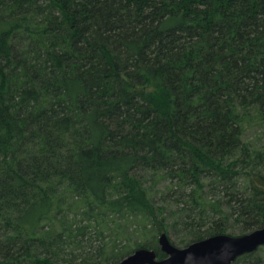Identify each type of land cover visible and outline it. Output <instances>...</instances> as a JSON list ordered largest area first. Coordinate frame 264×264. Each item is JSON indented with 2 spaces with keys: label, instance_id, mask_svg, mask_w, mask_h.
<instances>
[{
  "label": "trees",
  "instance_id": "obj_1",
  "mask_svg": "<svg viewBox=\"0 0 264 264\" xmlns=\"http://www.w3.org/2000/svg\"><path fill=\"white\" fill-rule=\"evenodd\" d=\"M170 219L264 227V0H0V264L163 259Z\"/></svg>",
  "mask_w": 264,
  "mask_h": 264
},
{
  "label": "water",
  "instance_id": "obj_2",
  "mask_svg": "<svg viewBox=\"0 0 264 264\" xmlns=\"http://www.w3.org/2000/svg\"><path fill=\"white\" fill-rule=\"evenodd\" d=\"M158 246L165 255L163 259H158L154 250L140 248L111 264H233L239 257L264 246V227L241 236H211L184 248L174 246L162 232Z\"/></svg>",
  "mask_w": 264,
  "mask_h": 264
},
{
  "label": "rangeland",
  "instance_id": "obj_3",
  "mask_svg": "<svg viewBox=\"0 0 264 264\" xmlns=\"http://www.w3.org/2000/svg\"><path fill=\"white\" fill-rule=\"evenodd\" d=\"M140 89H144L145 92L152 91V89L149 87H140ZM173 221L174 220H172V219H170L168 221L167 231H168V237L170 239V242L178 248H184L187 245V240H188L187 235L180 228V226H174ZM162 232H160V233H162ZM160 233L158 234V236L160 235ZM226 234L231 235V236L244 235V234H241L240 231H228ZM158 236H157V241H158ZM255 254L264 260V246L260 247L257 251H255ZM237 264H246V259L244 258V256H242V258H240V260L237 262Z\"/></svg>",
  "mask_w": 264,
  "mask_h": 264
}]
</instances>
